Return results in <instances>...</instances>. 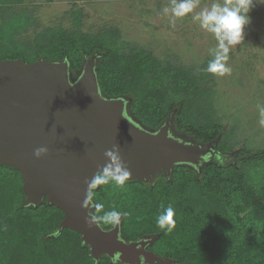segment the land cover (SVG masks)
I'll use <instances>...</instances> for the list:
<instances>
[{"label": "trees", "instance_id": "16d2710c", "mask_svg": "<svg viewBox=\"0 0 264 264\" xmlns=\"http://www.w3.org/2000/svg\"><path fill=\"white\" fill-rule=\"evenodd\" d=\"M22 1L0 0V59L27 64L67 60L75 79L83 61L97 55L102 95L127 98L129 114L144 128L157 130L174 111L176 136L203 148L219 137L213 151L223 159L214 158L199 172L177 165L169 178L162 173L153 183L129 180L123 188L109 184L95 190L94 205L103 203L106 211L122 213V236L135 241L157 233L149 250L171 264H264V188L245 182L243 171L264 165V150L231 141L234 129L221 124L206 67L193 70L161 63L150 54L121 52L114 45L119 37L114 28L92 34L53 27L38 33L33 44L14 43L10 20ZM79 13L72 14L77 27ZM226 158L231 161L224 163ZM23 184L16 167L0 163V264H118L106 256L93 260L75 230L51 236L64 213L46 201L25 206ZM168 206L175 210L171 232L157 225ZM100 214L94 210V216ZM98 223L104 230L112 227Z\"/></svg>", "mask_w": 264, "mask_h": 264}, {"label": "water", "instance_id": "95a60500", "mask_svg": "<svg viewBox=\"0 0 264 264\" xmlns=\"http://www.w3.org/2000/svg\"><path fill=\"white\" fill-rule=\"evenodd\" d=\"M97 60V55L85 59L72 79L67 60L0 59V163L20 171L25 206L46 201L60 209L65 216L55 235L62 229L77 231L93 260L106 256L121 264H167L146 250L154 237L127 242L121 222L109 230L91 223L95 205L84 206L86 182L107 163L105 152L114 146L130 180L152 183L159 172L169 178L177 165L199 172L214 158L223 159L213 151L219 137L203 148L176 136L174 111L157 130L144 128L129 114L127 98L102 95ZM40 147L48 152L37 159Z\"/></svg>", "mask_w": 264, "mask_h": 264}, {"label": "rangeland", "instance_id": "374dc122", "mask_svg": "<svg viewBox=\"0 0 264 264\" xmlns=\"http://www.w3.org/2000/svg\"><path fill=\"white\" fill-rule=\"evenodd\" d=\"M213 2L199 0L195 11L208 8ZM169 4L170 0H23L14 8L10 32L14 43L25 46L33 44L36 35L47 28H78L92 34L114 28L119 32L114 45L121 52L150 54L161 63L193 70L207 67L211 59L209 49L216 47V40L191 15L176 20L173 26L172 18L162 14ZM74 13L81 15L78 27ZM249 15L251 23L244 29L243 42L229 53L230 74H208L207 87L223 128L234 129L231 141L249 149L264 150V127L259 124L257 110L258 104H264V4H256ZM230 161L231 158H226L223 162ZM243 171L245 182L255 189L264 188L263 164L245 166ZM161 174L156 173L155 177ZM56 230L50 235L57 236ZM157 236L145 234L142 238L154 237L151 247Z\"/></svg>", "mask_w": 264, "mask_h": 264}, {"label": "clouds", "instance_id": "9594fccd", "mask_svg": "<svg viewBox=\"0 0 264 264\" xmlns=\"http://www.w3.org/2000/svg\"><path fill=\"white\" fill-rule=\"evenodd\" d=\"M199 0H170L168 7L162 9V14L175 21L191 15L194 22L199 23V27L210 33L216 40V47L209 49V59L206 72L216 76L230 74L231 68L228 66L230 59L229 53L235 46L240 45L244 40V29L251 23L249 13L256 4H264V0H214L210 7L204 8L199 12ZM257 110L260 116L259 124L264 127V104H258ZM48 149L40 147L36 149L34 155L37 159L46 155ZM107 163L98 170L90 181H87V191L84 206L93 200L94 192L97 188L105 185H115L123 188L131 178V172L124 165L119 147L114 146L105 152ZM95 209L101 213L93 216L91 223L102 222L108 225H117L120 222L122 213L115 210H105L103 203H96ZM123 215H127L124 213ZM175 210L168 206L157 218V225L161 229L171 232L175 228Z\"/></svg>", "mask_w": 264, "mask_h": 264}, {"label": "flooded vegetation", "instance_id": "af4514ba", "mask_svg": "<svg viewBox=\"0 0 264 264\" xmlns=\"http://www.w3.org/2000/svg\"><path fill=\"white\" fill-rule=\"evenodd\" d=\"M123 238H124V237H123ZM141 238H142V237H141ZM124 239H125V238H124ZM138 239H140V238H138ZM138 239H137V240H138ZM125 241H127V240L125 239ZM135 241H136V240H135ZM135 241H127V242H135ZM149 246H150V245H148V246L146 247V250H147V251H151V250H149ZM110 260H111V259H110ZM111 261H115V260H111ZM115 262H116V261H115ZM143 263H144V262H143Z\"/></svg>", "mask_w": 264, "mask_h": 264}]
</instances>
